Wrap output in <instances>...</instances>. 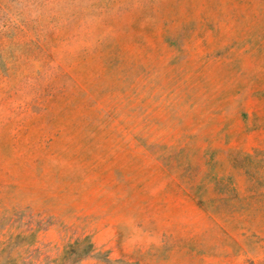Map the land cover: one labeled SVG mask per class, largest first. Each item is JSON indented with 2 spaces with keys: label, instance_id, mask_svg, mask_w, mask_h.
<instances>
[{
  "label": "rangeland",
  "instance_id": "rangeland-1",
  "mask_svg": "<svg viewBox=\"0 0 264 264\" xmlns=\"http://www.w3.org/2000/svg\"><path fill=\"white\" fill-rule=\"evenodd\" d=\"M0 264H264V0H0Z\"/></svg>",
  "mask_w": 264,
  "mask_h": 264
}]
</instances>
